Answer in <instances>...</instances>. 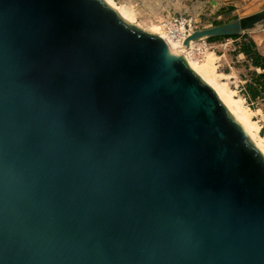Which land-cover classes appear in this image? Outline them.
Segmentation results:
<instances>
[{
    "label": "water",
    "instance_id": "1",
    "mask_svg": "<svg viewBox=\"0 0 264 264\" xmlns=\"http://www.w3.org/2000/svg\"><path fill=\"white\" fill-rule=\"evenodd\" d=\"M0 264H264V155L104 0H0Z\"/></svg>",
    "mask_w": 264,
    "mask_h": 264
},
{
    "label": "rangeland",
    "instance_id": "2",
    "mask_svg": "<svg viewBox=\"0 0 264 264\" xmlns=\"http://www.w3.org/2000/svg\"><path fill=\"white\" fill-rule=\"evenodd\" d=\"M111 1L115 5L125 6L134 12L132 19L123 17L124 19L145 31L156 34L161 33H157L148 27L151 22L161 25L160 30L162 32L170 25L178 33L181 30L186 33L185 28L188 29V32H192L196 29L240 18L236 17L238 13L232 6L223 5L218 0ZM184 22H186L185 26ZM248 39L247 29H245L237 34L236 37H233V35L209 36L198 40H190L192 41V47L190 46L188 50L195 51L199 58H201L203 51H212L214 53V62L217 70L225 73L222 76V80L228 82L229 87L235 91L236 96H241L244 104L251 110L250 117L257 125L254 133L257 134L256 136L264 144V80L260 77V73L255 70L256 66L249 56L243 52V56L238 55L241 50V43L243 40ZM231 66L234 68L231 69Z\"/></svg>",
    "mask_w": 264,
    "mask_h": 264
},
{
    "label": "bare ground",
    "instance_id": "3",
    "mask_svg": "<svg viewBox=\"0 0 264 264\" xmlns=\"http://www.w3.org/2000/svg\"><path fill=\"white\" fill-rule=\"evenodd\" d=\"M104 1L117 10L122 17L126 19H132L134 17V12L129 8L122 5H115L111 0ZM148 27L157 33L160 32L161 34L158 35L164 37L171 47L185 58L189 66L214 89L218 98L226 106L229 113L242 126L249 139L254 142L256 147H258L264 155V144L261 139L256 136L257 134L254 133V129H257V125L250 117L251 110L244 104L241 96H236L235 91L229 87L228 82L222 80V76L225 75V73L217 70V66L214 62V53L212 51H203L201 58H199L198 55L195 54V51L188 50L192 45V41L186 40V33L182 30H179L180 32L178 33L177 30L169 25L167 29L162 32V30H160L161 25L152 22Z\"/></svg>",
    "mask_w": 264,
    "mask_h": 264
},
{
    "label": "crops",
    "instance_id": "4",
    "mask_svg": "<svg viewBox=\"0 0 264 264\" xmlns=\"http://www.w3.org/2000/svg\"><path fill=\"white\" fill-rule=\"evenodd\" d=\"M221 4H228L238 13L236 17H242L260 11L264 8V0H218ZM247 35L255 44V50L264 57V17L247 29ZM238 55L243 56L239 52ZM257 67V66H256ZM234 67L231 66V69ZM257 73H262V68H255ZM232 71V70H231ZM236 72V70H235ZM230 73V72H229Z\"/></svg>",
    "mask_w": 264,
    "mask_h": 264
},
{
    "label": "trees",
    "instance_id": "5",
    "mask_svg": "<svg viewBox=\"0 0 264 264\" xmlns=\"http://www.w3.org/2000/svg\"><path fill=\"white\" fill-rule=\"evenodd\" d=\"M237 35H233V37H236ZM240 52L246 54L250 57L252 62L255 66L260 67L263 69V72L260 73V77L264 80V57L255 50V44L252 40H244L241 43V50Z\"/></svg>",
    "mask_w": 264,
    "mask_h": 264
},
{
    "label": "built area",
    "instance_id": "6",
    "mask_svg": "<svg viewBox=\"0 0 264 264\" xmlns=\"http://www.w3.org/2000/svg\"><path fill=\"white\" fill-rule=\"evenodd\" d=\"M176 25V24H175ZM186 25V22H184V26ZM188 29L187 28H185V31H186V33L188 34V33H190V32H188L187 31ZM244 41V40H243ZM257 68V67H256ZM259 68V67H258ZM262 72H263V70H262Z\"/></svg>",
    "mask_w": 264,
    "mask_h": 264
}]
</instances>
